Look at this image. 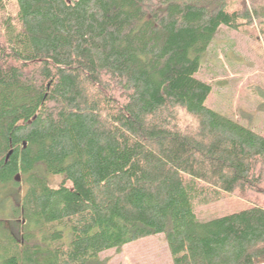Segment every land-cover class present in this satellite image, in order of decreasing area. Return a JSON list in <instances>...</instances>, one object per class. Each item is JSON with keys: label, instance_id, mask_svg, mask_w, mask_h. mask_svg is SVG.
<instances>
[{"label": "trees", "instance_id": "16d2710c", "mask_svg": "<svg viewBox=\"0 0 264 264\" xmlns=\"http://www.w3.org/2000/svg\"><path fill=\"white\" fill-rule=\"evenodd\" d=\"M0 11V264H107L162 234L173 264H264V134L209 108L198 77L221 27L264 36V0ZM228 196L250 205L199 219Z\"/></svg>", "mask_w": 264, "mask_h": 264}, {"label": "rangeland", "instance_id": "374dc122", "mask_svg": "<svg viewBox=\"0 0 264 264\" xmlns=\"http://www.w3.org/2000/svg\"><path fill=\"white\" fill-rule=\"evenodd\" d=\"M198 77L213 85L206 102L209 108L264 134V36L257 25L240 31L221 27L202 59ZM61 181V177L51 178V185L56 187ZM7 195L16 198L21 195V188L9 190ZM249 205L238 196H228L199 206L197 215L208 221L245 210ZM3 206L6 215L10 205ZM101 258L107 264H173L163 234L131 242L120 250H108Z\"/></svg>", "mask_w": 264, "mask_h": 264}]
</instances>
